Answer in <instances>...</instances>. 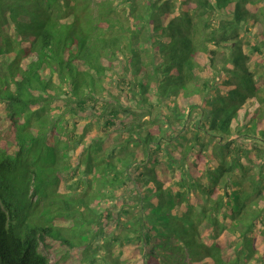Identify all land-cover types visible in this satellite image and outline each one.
I'll return each mask as SVG.
<instances>
[{
  "label": "trees",
  "instance_id": "1",
  "mask_svg": "<svg viewBox=\"0 0 264 264\" xmlns=\"http://www.w3.org/2000/svg\"><path fill=\"white\" fill-rule=\"evenodd\" d=\"M262 66L264 0H0V264H264Z\"/></svg>",
  "mask_w": 264,
  "mask_h": 264
},
{
  "label": "rangeland",
  "instance_id": "2",
  "mask_svg": "<svg viewBox=\"0 0 264 264\" xmlns=\"http://www.w3.org/2000/svg\"><path fill=\"white\" fill-rule=\"evenodd\" d=\"M209 46H210L209 48H212L211 45H209ZM204 67H205V70L203 72V76H210L211 71L209 70L207 65L206 66L204 65ZM262 69L264 70V66H262ZM111 84L112 85H110L108 89L115 94H119L123 104H127V105L129 104L132 106H134L136 104L134 99L132 101H130L126 98L127 89L124 88V85L122 83L120 85H117L116 81L114 80L111 82ZM50 108H51V111L49 113V116H52L53 114H55V115L59 114L62 111V109H60L61 108L60 106L59 107H58V105L54 106V102L52 103ZM3 109H4V105L0 104V113L3 111ZM84 116H85V120L86 119L90 120L93 116L92 108L87 107L86 110L84 111ZM86 121H84V119H78L76 121V117H75L73 119L68 120L67 127H68V129H70L71 126L74 124V122H76L75 131H76V133H78V132L82 131L83 126H84ZM120 127H122V126L120 125ZM103 128L104 127H102V129H101V128H97L96 126H94L92 129V132H93V134H98V135L104 136L106 134V132L103 130ZM10 136H11V131H10L9 127L5 124V122L0 121V153H2V151H4V152L6 151L7 153H11L14 150V146L8 140V138ZM138 149L140 150V147ZM256 161H257V164H260V163L264 164V157H262V159H261V157H256ZM78 177H79V174L77 171L70 170L68 172L67 179H66L67 185L65 187L66 188L69 187L72 190V193H74V192L79 193L80 190L82 189V184L77 183ZM133 186H134V184L132 182L128 181L126 183V185L123 186L122 188L114 190L113 192H115L116 198L114 199L113 202H116V204L122 203V202L131 203L132 202V194H134ZM96 206L98 208L101 207L100 204H96ZM110 208L115 213L118 211L117 206L115 207L113 205V207L110 206ZM98 217H99V220L101 222H103V220L105 219L103 217V214L101 217L100 216H98ZM121 218H122V216H121ZM121 220H124V219L122 218ZM111 222H113V221L111 220ZM92 226H93V228H95V230H97L98 226H96L95 224ZM56 228L60 229L61 233H63L64 236L66 234V237L70 240V242H76L77 243V241H74L73 233L70 232L71 230L68 229V227L63 228V227L56 226ZM93 228H91V230H93ZM87 230H88V228H87ZM82 238L83 237L81 235H79V239H82ZM40 251L43 254H45L46 256H48L49 264H55L54 256H53L52 251L50 249L46 248L44 245H41Z\"/></svg>",
  "mask_w": 264,
  "mask_h": 264
}]
</instances>
